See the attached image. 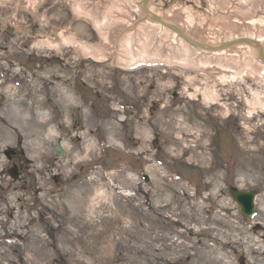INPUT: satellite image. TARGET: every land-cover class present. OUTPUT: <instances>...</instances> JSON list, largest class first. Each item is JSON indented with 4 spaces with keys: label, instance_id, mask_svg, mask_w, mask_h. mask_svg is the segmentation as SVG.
Wrapping results in <instances>:
<instances>
[{
    "label": "rangeland",
    "instance_id": "rangeland-1",
    "mask_svg": "<svg viewBox=\"0 0 264 264\" xmlns=\"http://www.w3.org/2000/svg\"><path fill=\"white\" fill-rule=\"evenodd\" d=\"M198 1L210 12L207 0L151 5L166 12ZM142 2H117L111 26L98 27L70 0H39L34 11L29 0H0L1 164L6 149L24 154L23 193L9 174L0 179L17 210L0 222V264H264V113L247 117L245 103L264 91V75L217 86L221 98L210 105L188 96L206 84L201 73L117 67L81 57L76 43L59 53L33 47L59 42L68 28L74 41L119 56L128 30L131 53L145 45L152 53L161 39L140 32ZM10 22L20 29L9 34ZM232 187L257 194L254 217L240 214Z\"/></svg>",
    "mask_w": 264,
    "mask_h": 264
},
{
    "label": "bare ground",
    "instance_id": "bare-ground-1",
    "mask_svg": "<svg viewBox=\"0 0 264 264\" xmlns=\"http://www.w3.org/2000/svg\"><path fill=\"white\" fill-rule=\"evenodd\" d=\"M4 1L12 2L14 5L16 0ZM37 1L39 0H29V7L32 8V11H34L33 6ZM86 1L92 2L88 9L85 6ZM130 1L114 0L111 5L104 6L105 10L103 11L96 4L97 2L104 3L106 0H70V5L79 18L88 16L100 27L111 19L110 11L114 9L113 7L119 10L120 7H123L117 2L129 3ZM207 1L211 5L210 12L201 11L200 1H198V9L178 3L174 9L166 12L156 11L151 5V1L148 2L143 7V15L138 22V28L147 37L154 35L160 37L159 47L152 53L147 49L148 45L131 53L129 46L131 38L128 36V30H122L125 34L123 41H127V44L126 49L122 50L119 56L110 55L103 48L91 47L83 41H74L71 30L68 28L59 32V42L49 38L41 39L36 41L33 47L55 50L59 53L63 46L76 43L79 47H76L77 54L81 57L96 61H104L109 58L110 64L117 67L129 69L140 63L147 65L163 63L168 67L175 66L188 72L201 73L207 79L206 84L200 90L190 89L192 92L188 96L195 99L196 93H198V98L201 101L215 105L221 98L216 91L217 86H229L245 77L253 81L263 78L264 65L260 63L259 57L264 58V0ZM212 7L216 11L215 17L211 14ZM14 23H9L10 29L12 31L20 29ZM174 28L191 43L174 32ZM4 30L0 26V34ZM120 33L121 31H119ZM192 43L202 48L198 49ZM172 46H175L177 52L173 51ZM9 91L11 92V89ZM61 94L65 101H73L68 91ZM23 103L24 100H17L14 104L23 109ZM245 103L248 106L247 117L251 118L257 113H264V91H254L253 98L245 99ZM47 109L40 104L39 111L44 115ZM27 122L30 123L29 120Z\"/></svg>",
    "mask_w": 264,
    "mask_h": 264
},
{
    "label": "flooded vegetation",
    "instance_id": "flooded-vegetation-1",
    "mask_svg": "<svg viewBox=\"0 0 264 264\" xmlns=\"http://www.w3.org/2000/svg\"><path fill=\"white\" fill-rule=\"evenodd\" d=\"M3 153L7 161L4 164V166H2L0 160V179L2 177H5L7 174H9L10 176L9 185L10 186L16 185L17 191L19 190L20 193H23L24 190L23 181L21 180L22 178L21 171L23 169L22 167L23 154L21 151L18 152V150H11L9 153L7 152V150H5ZM22 201H23L22 198L16 200V202L20 203V205H22ZM8 204L9 202H8L7 184L4 183L2 180H0V222L2 221V218H7L8 220V217L12 221V219L14 218V214L17 212V210H13L12 208L11 210H9L10 205ZM19 212H22V210H20Z\"/></svg>",
    "mask_w": 264,
    "mask_h": 264
},
{
    "label": "water",
    "instance_id": "water-1",
    "mask_svg": "<svg viewBox=\"0 0 264 264\" xmlns=\"http://www.w3.org/2000/svg\"><path fill=\"white\" fill-rule=\"evenodd\" d=\"M149 1L150 0H144L143 7H145ZM173 31L177 32L186 41L191 43V41L188 40L185 36H183L177 29L174 28ZM192 44L197 48H202L199 45H196L194 43ZM261 60L264 63V58H262ZM55 151L58 153V156L60 157L66 156V152L63 150L61 143L57 144V146L55 147ZM229 193L232 199L237 203L241 213L245 217L252 216L255 213V194L253 192H242L236 188H230Z\"/></svg>",
    "mask_w": 264,
    "mask_h": 264
}]
</instances>
